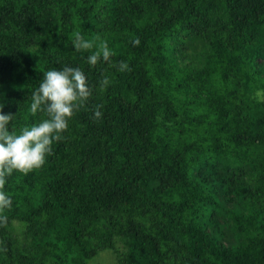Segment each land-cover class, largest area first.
Returning <instances> with one entry per match:
<instances>
[{
    "label": "trees",
    "instance_id": "obj_1",
    "mask_svg": "<svg viewBox=\"0 0 264 264\" xmlns=\"http://www.w3.org/2000/svg\"><path fill=\"white\" fill-rule=\"evenodd\" d=\"M63 66L92 95L41 168L7 178L0 264H264V0H0L10 130L47 118L32 93Z\"/></svg>",
    "mask_w": 264,
    "mask_h": 264
},
{
    "label": "clouds",
    "instance_id": "obj_2",
    "mask_svg": "<svg viewBox=\"0 0 264 264\" xmlns=\"http://www.w3.org/2000/svg\"><path fill=\"white\" fill-rule=\"evenodd\" d=\"M132 44L138 46L140 40L134 39ZM94 46L93 40L85 39L80 33H76L72 40V47L76 51L91 53L87 56L89 66H95L101 61L111 65L115 53L107 42L92 51ZM128 68V64L121 61L118 71L124 72ZM91 95L92 90L85 73L79 67L63 66L43 72L39 87L32 93L31 113L35 115L46 112V119L19 131L15 128L10 130L14 114L5 113L4 104L0 103V222L6 221L2 213L12 207V198L5 191L7 178L14 171L27 174L41 168L47 156L52 153L54 142L61 139L76 110L83 107ZM256 99L264 103V91H257ZM94 116L100 119L102 112L95 110Z\"/></svg>",
    "mask_w": 264,
    "mask_h": 264
},
{
    "label": "rangeland",
    "instance_id": "obj_3",
    "mask_svg": "<svg viewBox=\"0 0 264 264\" xmlns=\"http://www.w3.org/2000/svg\"><path fill=\"white\" fill-rule=\"evenodd\" d=\"M92 264H117L115 254L111 250L101 253Z\"/></svg>",
    "mask_w": 264,
    "mask_h": 264
}]
</instances>
